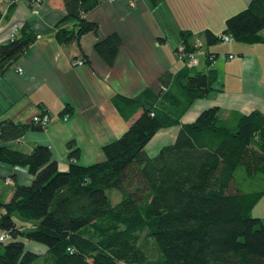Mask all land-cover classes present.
<instances>
[{
	"label": "trees",
	"instance_id": "16d2710c",
	"mask_svg": "<svg viewBox=\"0 0 264 264\" xmlns=\"http://www.w3.org/2000/svg\"><path fill=\"white\" fill-rule=\"evenodd\" d=\"M35 0H29L30 6ZM64 11L49 33L60 43L76 40L99 23L87 16L102 0H63ZM157 4L160 0H150ZM15 0H0V19ZM202 36H196L199 35ZM230 34L234 40L264 42V0H250L229 15L220 34L209 27L182 26L185 49L195 50ZM38 32L24 22L0 42V75L33 43ZM121 36L111 31L94 48L113 65ZM185 64L160 76L159 90L145 87L135 95L115 92L112 101L130 125L102 145L103 158L82 163L80 146L67 141L69 164L61 169L48 144L25 151L0 143V160L25 166L29 183L15 177L9 197L0 195V264H264V221L252 207L264 194V112L219 105L200 111L192 121L182 115L198 97L222 88L218 70ZM45 111V110H44ZM69 103L61 115L71 113ZM43 112V111H42ZM179 124L175 138L150 154L146 145L162 127ZM34 122L0 118V139H18ZM119 195L113 201L108 190ZM15 217L32 223L17 224ZM47 245L37 252L24 238Z\"/></svg>",
	"mask_w": 264,
	"mask_h": 264
},
{
	"label": "crops",
	"instance_id": "0c3cea01",
	"mask_svg": "<svg viewBox=\"0 0 264 264\" xmlns=\"http://www.w3.org/2000/svg\"><path fill=\"white\" fill-rule=\"evenodd\" d=\"M249 1L187 0V5L194 12L204 9L207 16L201 20L202 28L209 27L220 34L226 18L244 8ZM134 2L130 5L128 0L100 1L87 13L89 18L98 21V32L84 33L80 42L60 43L49 30L64 11L63 0H41L39 12H33L29 0H15L9 17L0 19V42L11 37L15 28L17 31L24 22L39 35L0 75V118L28 121L35 113L45 110L51 120L43 128L29 129L18 139H0V143L25 151L38 142L48 144L61 169H66L69 164L67 141L70 139L80 146V162L91 163L102 156V145L120 135L139 112L129 119L124 118L112 101L113 94L135 95L145 87L157 91L161 74L176 71L186 64L177 56L175 48L181 40V27L193 29V22L189 21L191 15L182 8L183 12L179 14L187 18L184 21L169 0H160L156 5L150 0ZM173 21L175 31L170 37L167 26ZM111 31H117L121 36L113 65H109L94 48L96 39ZM207 50L214 53L209 65L217 68L216 85L222 89L196 98L181 120L192 121L201 110L212 105H219L223 115L232 109L248 112L258 108L264 112V42L226 38L214 45H205L197 51L198 62L190 64L191 68L207 66ZM77 57L84 58V63H73ZM67 103L72 111L68 119H63L60 110ZM178 129L179 124L162 127L153 137L164 133L165 138H175ZM7 175L12 176L13 181L16 175L23 183H29L33 177L26 167L9 166L0 160L3 184ZM3 184L0 195L9 197L12 188L9 190ZM251 211L264 221V194ZM15 220L17 224L25 222L17 217Z\"/></svg>",
	"mask_w": 264,
	"mask_h": 264
},
{
	"label": "rangeland",
	"instance_id": "374dc122",
	"mask_svg": "<svg viewBox=\"0 0 264 264\" xmlns=\"http://www.w3.org/2000/svg\"><path fill=\"white\" fill-rule=\"evenodd\" d=\"M170 1V3L171 4H175V11H176V13H178V16L180 15V18H182L184 21H185V19H187L185 16H183V14H179V13H182L183 12V10H185V11H187L188 13H186V14H190L191 16H190V18L189 19H191V20H189V21H191V22H193V30L194 31H199V30H201V29H203L202 27H203V25H202V22H201V20L202 19H204L203 17H206L207 16V14H205V12H204V9H202V8H199V9H196L195 10V12H194V10L193 9H189V6L187 5V0H169ZM40 2H41V0H40ZM40 2H38L37 4H35V2H33V4H32V10H33V12H35L34 11V7H38L39 8V5H40ZM182 8H183V10H182ZM182 10V11H181ZM180 11V12H179ZM203 15V16H202ZM206 15V16H205ZM169 15H168V19H169ZM169 21V20H168ZM167 31H168V33H169V35H170V37H172L173 36V34H174V31H175V23H174V21L173 22H170L169 24H168V26H167ZM196 36H200V34L199 35H196ZM201 38H202V36H200ZM203 40V39H202ZM221 40H219V41H217V42H220ZM216 42V43H217ZM215 44V43H214ZM214 44H209V45H214ZM200 49H203V47L202 46H200ZM200 66L201 65H197V66H193L192 67V69H194V70H197V69H200ZM45 127V126H44ZM164 133H157L148 143H147V145H146V149H147V151L151 154V153H155L158 149H159V147L162 145V144H164V143H166V142H170L172 139H174V138H165L164 137ZM101 154H102V156L100 157V158H98V159H101V158H103V151H102V148H101ZM4 164H8L9 166H10V163H6V162H4ZM16 166H18V165H16ZM23 167H25V166H23ZM27 170V169H26ZM12 177V176H11ZM4 182H5V184H3V182L1 181V179H0V186L3 184L5 187H8V189L10 190V187L12 188V185L11 184H13V178H12V181L11 182H7L6 181V179H5V176H4ZM115 189H113L112 191L111 190H108V192L111 194V196H112V199H113V201H117L118 200V198L120 197L119 195H115L114 193H113V191H114ZM4 195V194H3ZM5 197L7 196V194H5L4 195ZM20 224H22V225H25V226H28V227H32V223L31 222H29V221H25V222H23V223H20ZM24 242H25V245L28 247V248H30V249H32V250H35V251H37V252H43L45 249H46V247H47V245L45 244V243H43V242H41V241H38V240H33V239H28V238H24ZM32 264H45V261L42 259V258H39V259H37V260H35ZM120 264H127V263H125V262H123V261H121L120 262Z\"/></svg>",
	"mask_w": 264,
	"mask_h": 264
},
{
	"label": "built area",
	"instance_id": "2783aa9c",
	"mask_svg": "<svg viewBox=\"0 0 264 264\" xmlns=\"http://www.w3.org/2000/svg\"><path fill=\"white\" fill-rule=\"evenodd\" d=\"M35 4H37L38 2H40V0H35L34 1ZM130 5H133L135 2L134 0H128ZM34 11L35 12H39V8L38 7H34ZM16 32V28L15 31H13L12 36L14 35V33ZM223 39H233V36L230 34H225L222 36ZM196 44V49L193 51H188L185 49V46L183 43H179L176 48H175V52L177 54V56L183 60H185L186 64H195L198 62V57H197V51L200 49V46L202 45V40L200 38H197L195 41ZM233 54L230 53V56H232ZM84 58L81 57H77L75 59H73V63H84ZM19 70L21 71L22 68L19 67ZM71 115V113L69 112H65L63 115H61L63 117V119H68L69 116ZM34 122L39 123L42 126H46L50 120H51V115L49 114L48 111H41V112H37L32 116ZM5 179L7 182H11L12 181V177L10 175L5 176ZM11 237V234L8 230L5 229H0V240L4 241L7 240L8 238Z\"/></svg>",
	"mask_w": 264,
	"mask_h": 264
}]
</instances>
